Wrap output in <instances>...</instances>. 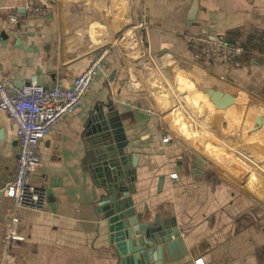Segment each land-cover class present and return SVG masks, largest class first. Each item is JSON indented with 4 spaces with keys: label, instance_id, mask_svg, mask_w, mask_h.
Masks as SVG:
<instances>
[{
    "label": "crops",
    "instance_id": "1",
    "mask_svg": "<svg viewBox=\"0 0 264 264\" xmlns=\"http://www.w3.org/2000/svg\"><path fill=\"white\" fill-rule=\"evenodd\" d=\"M26 3L44 13L29 16ZM142 10L145 32L134 27ZM186 32L241 44L240 65L203 63ZM104 47L82 106L41 141L31 184L46 203L19 209L23 240L8 264H120L99 206L108 189L89 169L103 145L90 129L99 115L120 126L108 142H124L133 175L122 187L140 222L158 215L163 235L179 231L150 264H264V0H0V76L18 86L69 88ZM18 149L0 111V245Z\"/></svg>",
    "mask_w": 264,
    "mask_h": 264
},
{
    "label": "built area",
    "instance_id": "2",
    "mask_svg": "<svg viewBox=\"0 0 264 264\" xmlns=\"http://www.w3.org/2000/svg\"><path fill=\"white\" fill-rule=\"evenodd\" d=\"M25 9L29 16L44 13L42 6L32 3H26ZM10 19L15 21L13 15ZM134 27L143 32L148 29L149 19L143 10ZM183 39L193 55L205 64L237 67L240 65L239 58L245 52L241 44L228 43L211 35L186 32ZM109 55V47L98 50L69 88L59 84L45 87L36 79L18 86L10 77L0 76V111L13 120L19 139L15 171L5 187L7 196L13 202L0 245V264L9 263L13 250L23 240L19 209L42 210L45 206V191L31 184V178L41 161V141L59 121L82 106ZM171 177L175 179L177 176L172 174Z\"/></svg>",
    "mask_w": 264,
    "mask_h": 264
},
{
    "label": "water",
    "instance_id": "3",
    "mask_svg": "<svg viewBox=\"0 0 264 264\" xmlns=\"http://www.w3.org/2000/svg\"><path fill=\"white\" fill-rule=\"evenodd\" d=\"M195 10L196 4L191 10L190 19L193 18ZM94 121H98V124L91 126L90 129L94 134L98 133L96 138H99V142H102L103 145L100 150L94 153L96 160L89 169L96 180L95 182L108 189V195L100 201L99 206L103 207V210L109 209L104 213V217L109 224L110 242L114 244L120 254V264H128L130 260H132L131 264H150L153 260L154 246L161 240L170 242L173 237H178L179 231L175 230L173 234L168 232L167 237L163 235V224H159L158 215H155L153 222H140L142 214H135L128 192L122 187V179L128 181L126 177L133 175V171L127 169L123 171L122 168L124 157L122 153L118 152V149L124 142L121 141V144L117 146L108 142L115 139L116 134L121 133L120 126L116 123L117 120L110 115H99ZM115 174L118 184L114 182ZM121 192L124 194L121 195ZM121 196L126 199L118 201ZM124 219L129 220L125 221ZM128 225L132 229L126 230ZM137 235L139 236L135 237ZM131 237L134 239L129 241L128 239Z\"/></svg>",
    "mask_w": 264,
    "mask_h": 264
}]
</instances>
